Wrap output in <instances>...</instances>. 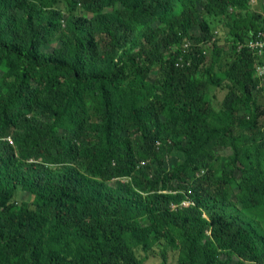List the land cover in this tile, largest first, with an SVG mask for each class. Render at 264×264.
<instances>
[{
  "label": "trees",
  "instance_id": "16d2710c",
  "mask_svg": "<svg viewBox=\"0 0 264 264\" xmlns=\"http://www.w3.org/2000/svg\"><path fill=\"white\" fill-rule=\"evenodd\" d=\"M250 2L0 0V264H264L263 229L227 211L264 206V81L249 49L220 74L200 46L210 18L252 38Z\"/></svg>",
  "mask_w": 264,
  "mask_h": 264
},
{
  "label": "rangeland",
  "instance_id": "374dc122",
  "mask_svg": "<svg viewBox=\"0 0 264 264\" xmlns=\"http://www.w3.org/2000/svg\"><path fill=\"white\" fill-rule=\"evenodd\" d=\"M110 10V9H107ZM250 11L252 12L253 16L257 19V17L264 14V0H251L250 2ZM64 18L62 20V25L65 24L68 14L63 10ZM75 16L77 18H84L88 17L91 18L92 14L85 12L80 6L77 11H75ZM232 16V14H231ZM258 17V18H259ZM232 18H229V21ZM211 24L215 31L217 32L216 37H214L213 40H210L208 42H201V48L203 50V53L205 54V64L206 66L209 65L211 62L212 55L214 54L215 49H220L225 53L224 57H220L218 64L216 66L217 72L220 74H223L227 66L231 63L233 58L241 51L242 43L237 44L235 46L228 40L225 41L224 34H226L229 31L227 21L224 19L221 20H213L210 18ZM198 34V33H197ZM189 40V39H186ZM197 45L195 44V49L197 50ZM199 48V47H198ZM158 74H161L160 71H158ZM229 82L227 81L222 87L217 86H211V91L213 94V102L215 106L219 107L221 101L223 100L224 96L228 93V89H226V86ZM264 82H262L263 84ZM259 100L261 104L264 106V89L259 90ZM242 112H244V108L242 109ZM164 140V139H163ZM216 150L219 152V154L225 153L224 149L216 147ZM182 158V153L180 151H172L168 154V158L166 161V166L169 168L171 167L177 160H180ZM130 178L123 177V181H128ZM233 192H230L229 197L230 200L237 203L236 195L238 193V188L233 187ZM28 198V192L27 191H21L17 196V202H20L23 199ZM228 213L232 214H239L246 218H252L264 231V206L251 209V210H245L244 208H241L240 204L229 206L227 207ZM143 255V252L141 253ZM177 262V254L176 252H170L167 264H176ZM161 258L157 255L156 252H150V255L148 256L147 260L144 262V264H160Z\"/></svg>",
  "mask_w": 264,
  "mask_h": 264
},
{
  "label": "built area",
  "instance_id": "2783aa9c",
  "mask_svg": "<svg viewBox=\"0 0 264 264\" xmlns=\"http://www.w3.org/2000/svg\"><path fill=\"white\" fill-rule=\"evenodd\" d=\"M186 39H189V38H186ZM186 39L180 46L183 54L195 48V42L191 39L189 40H186ZM242 47L249 49L253 53V55L256 57V60H257L256 76L262 81H264V14H262L261 28L252 36V38L246 40L245 43H242ZM185 64L189 65L190 60H185V58L180 55L177 58L176 66L178 68H182V67H185ZM9 140L11 141L10 137H9ZM189 192L191 191L189 190ZM192 204L194 203L189 197L182 201V205L184 206H188Z\"/></svg>",
  "mask_w": 264,
  "mask_h": 264
},
{
  "label": "clouds",
  "instance_id": "9594fccd",
  "mask_svg": "<svg viewBox=\"0 0 264 264\" xmlns=\"http://www.w3.org/2000/svg\"><path fill=\"white\" fill-rule=\"evenodd\" d=\"M8 139H9V137H8ZM10 141V140H9ZM12 141V140H11Z\"/></svg>",
  "mask_w": 264,
  "mask_h": 264
}]
</instances>
